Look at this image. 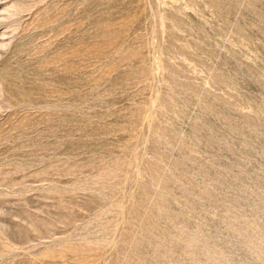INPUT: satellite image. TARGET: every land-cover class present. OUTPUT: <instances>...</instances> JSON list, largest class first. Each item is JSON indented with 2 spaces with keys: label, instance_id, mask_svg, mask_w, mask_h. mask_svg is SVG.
<instances>
[{
  "label": "rangeland",
  "instance_id": "obj_1",
  "mask_svg": "<svg viewBox=\"0 0 264 264\" xmlns=\"http://www.w3.org/2000/svg\"><path fill=\"white\" fill-rule=\"evenodd\" d=\"M0 264H264V0H0Z\"/></svg>",
  "mask_w": 264,
  "mask_h": 264
}]
</instances>
